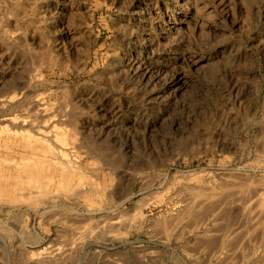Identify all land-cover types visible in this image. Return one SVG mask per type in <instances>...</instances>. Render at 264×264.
Returning a JSON list of instances; mask_svg holds the SVG:
<instances>
[{
	"label": "rangeland",
	"instance_id": "rangeland-1",
	"mask_svg": "<svg viewBox=\"0 0 264 264\" xmlns=\"http://www.w3.org/2000/svg\"><path fill=\"white\" fill-rule=\"evenodd\" d=\"M0 264H264V0H0Z\"/></svg>",
	"mask_w": 264,
	"mask_h": 264
},
{
	"label": "bare ground",
	"instance_id": "bare-ground-1",
	"mask_svg": "<svg viewBox=\"0 0 264 264\" xmlns=\"http://www.w3.org/2000/svg\"><path fill=\"white\" fill-rule=\"evenodd\" d=\"M15 121V120H14ZM15 130V129H14ZM15 133H18V131L17 132H15ZM19 133H21V132H19ZM55 137H57V136H55ZM45 141H47L46 139H44ZM50 150V149H49ZM52 152V151H51ZM59 166H61L62 168H63V170H64V172H65V176H64V183H67L68 185L71 183V178H70V175L71 176H73V174H74V169L73 168H70L67 164H62V163H59ZM21 178H19L18 179V181L20 180ZM36 178L35 177H33L32 178V181H34ZM21 180H23V179H21ZM28 183H31V182H29L28 181ZM36 183V182H35ZM37 183H39L38 181H37ZM23 184V183H22ZM60 252H58V253H54V254H52L51 256H49L51 259H58L59 257H61L60 255H57V254H59Z\"/></svg>",
	"mask_w": 264,
	"mask_h": 264
}]
</instances>
